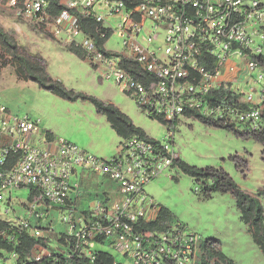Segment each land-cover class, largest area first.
<instances>
[{
  "label": "built area",
  "instance_id": "1",
  "mask_svg": "<svg viewBox=\"0 0 264 264\" xmlns=\"http://www.w3.org/2000/svg\"><path fill=\"white\" fill-rule=\"evenodd\" d=\"M0 2L13 18L31 21L55 38L63 35L68 43L78 45L85 60L105 68V79H114L166 127L163 142L130 137L120 154L104 160L54 138L40 127L39 120L20 118L0 106V195L32 189L35 194L29 201L28 217L40 203H55L69 212L62 218L68 225L62 235L66 251L50 245L52 230L47 228L44 234L28 220L0 218L5 224L0 242L10 246L0 247V261L6 264L12 257L16 264H28L57 253L93 262V245L107 241L124 251L131 264H200V239L178 225L162 223L160 207L145 192V185L176 168L179 153L174 147L173 122L186 114L245 123L252 131L261 129L264 67L254 57L263 52L255 46L254 37L264 45V0ZM88 19L98 26L84 32L83 22ZM114 33L121 39L120 48L108 50L106 43ZM253 72L259 90H243L241 84L248 85ZM228 92L231 97L241 96L232 103L209 100H218V94L228 99ZM80 173L102 177L111 187L75 216L85 180ZM157 223L162 225L150 228ZM21 235L43 238V244L26 249Z\"/></svg>",
  "mask_w": 264,
  "mask_h": 264
},
{
  "label": "rangeland",
  "instance_id": "2",
  "mask_svg": "<svg viewBox=\"0 0 264 264\" xmlns=\"http://www.w3.org/2000/svg\"><path fill=\"white\" fill-rule=\"evenodd\" d=\"M107 12V8L104 9ZM0 28L11 35L16 44L32 55H40L46 62L47 73L60 81L67 89L91 95L104 103L116 106L150 138L164 141L166 127L151 120L128 96L123 87L112 80H100L103 67L96 69L86 60L67 51L63 35L55 38L48 29H41L31 21L13 18L0 2ZM144 34V32H142ZM80 41V37L76 39ZM256 43L258 39L255 38ZM121 39L114 33L106 47L120 48ZM256 74L252 73L248 85L259 90L255 84ZM0 106L12 115L39 120L40 127L52 132L53 137L69 141L90 155L110 160L120 153L122 139L110 127L105 116L97 114L89 102L78 99L74 102L63 100L50 92L39 89L32 81L18 80L11 66L0 62ZM175 150L182 161L200 168H221L245 193L255 196L264 190V146L253 139H241L230 130L203 124L198 119H182L175 127ZM81 196L77 200L79 210L87 208L95 196H102L111 183L102 177L80 173ZM171 176L177 179H172ZM115 188V184H112ZM193 178L175 170L164 171L158 178L145 186V192L159 205L166 207L186 229L187 233L199 239H216L222 253L234 264H264V257L241 221L234 198L230 194L215 193L208 199L194 193ZM29 188H21L0 195V218L17 222L19 218L28 220L33 227L53 231L50 245L56 251H66L58 242L67 231V223L62 220L68 211L59 205L40 203L32 214L29 207ZM10 195V196H9ZM264 212V195L259 197ZM9 208V213H6ZM41 215V217H40ZM99 251L111 254L118 264H131L124 251H118L104 244H94ZM0 264H4L0 261ZM6 264H16L9 257Z\"/></svg>",
  "mask_w": 264,
  "mask_h": 264
},
{
  "label": "trees",
  "instance_id": "3",
  "mask_svg": "<svg viewBox=\"0 0 264 264\" xmlns=\"http://www.w3.org/2000/svg\"><path fill=\"white\" fill-rule=\"evenodd\" d=\"M126 1L130 3L131 1L135 2L137 0ZM97 26L98 24L91 19L83 22V29L85 32H89ZM66 49L78 58H83L82 51L79 47L70 45L66 47ZM0 62L4 67L8 65L11 66L14 69V73L18 80L32 81L37 84L39 89L50 92L51 94L68 102H74L78 99L89 102L94 106L97 114L105 116L107 122L110 124V127L118 137H147L145 132L141 128L133 125L131 120L116 106L104 103L91 95L67 89L60 81L52 78L47 73L45 60L42 59L40 55H32L31 53L26 52V50L18 46L15 39L6 33L2 28H0ZM150 118L156 119V117ZM156 120L161 122L160 120L162 119L157 118ZM201 122L214 127L230 130L241 139L246 140L251 138L255 142L264 146V115L263 125L258 133L249 132L247 130L242 133H238L230 126L217 124L215 122ZM177 166L181 173L194 179L196 186L199 187V191H194V193L201 195L204 199L210 198L212 194L215 193L230 194L234 198L241 221L247 226L253 243L258 246L264 257V212L259 200V197L264 195V190L258 192L255 196L245 193L233 181L229 174L221 168H200L189 165L184 161H178ZM174 179L176 180V178ZM34 194L35 192L30 189L28 200H31ZM160 218L171 222L177 221L170 210L161 205ZM4 225V222L0 220V229L3 228ZM19 239L24 242L26 249L43 244V238L35 239L21 235ZM57 240L62 243V235ZM0 247L10 249V246L2 242H0ZM200 249L204 252L206 257L209 258L208 260L215 257L223 264H234L232 260L228 259L222 253L216 239L203 240ZM17 250L19 251L20 249L18 248ZM94 255V262H90L88 258L78 257L75 255L70 258H66L57 253H52L50 256L44 257L39 262L28 264H113V256L108 252L98 250ZM202 264L207 263L203 262Z\"/></svg>",
  "mask_w": 264,
  "mask_h": 264
},
{
  "label": "clouds",
  "instance_id": "4",
  "mask_svg": "<svg viewBox=\"0 0 264 264\" xmlns=\"http://www.w3.org/2000/svg\"><path fill=\"white\" fill-rule=\"evenodd\" d=\"M34 24V23H33ZM35 25V24H34ZM35 26H37V25H35ZM37 27H39V28H42V29H45L43 26H37ZM83 28V27H82ZM84 30V29H83ZM85 32V31H84ZM78 38V37H77ZM76 38V39H77ZM255 38H257L258 39V43H256V41H255ZM66 39V38H65ZM108 42V41H107ZM64 43L66 44V45H68V46H70V45H74V46H77V47H79L78 45H76V44H74V43H68V41L67 40H65L64 41ZM254 44H255V46H261L262 47V52H263V55H256L255 57H254V60L257 62V64H258V66L259 67H264V45L262 44V42L260 41V39H259V37L258 36H255L254 37ZM80 48V47H79ZM107 48V47H106ZM108 49V48H107ZM80 50H81V48H80ZM108 50H111V49H108ZM82 51V50H81ZM82 54H83V51H82ZM235 59V58H234ZM82 60H85V58H84V56H83V58H82ZM236 60V62H238V63H240V59L239 58H237V59H235ZM87 61V60H86ZM88 62V61H87ZM89 63V62H88ZM90 64V63H89ZM241 64H243V63H241ZM91 66H93V67H95L96 69H99L100 67H103V66H94V65H92V64H90ZM104 68V67H103ZM253 73H255L256 74V72H253ZM104 74H105V68H104V70L101 72V75H100V80H105V81H108V80H112V79H105L103 76H104ZM251 77H252V74L250 75V77H249V83H250V81H251ZM256 79H257V74H256ZM114 80V79H113ZM115 81V80H114ZM248 83V84H249ZM115 84L116 85H118V86H121V85H119L116 81H115ZM257 84V83H256ZM241 85H246L245 83H242ZM122 87V86H121ZM123 91L128 95V96H130L131 98H133V100H134V102L137 104V106L142 110V112L143 113H145L149 118L150 117H154V116H151V115H148L147 114V112H146V110L143 108V107H141L137 102H136V100H135V97H133V95L129 92V91H127V90H125L124 88H123ZM228 94V99H224V95L223 94H218L217 96H218V100H216L215 101V99L214 98H211V99H209V100H211V101H213V102H215V104L217 103H222V102H230V103H232V101H237V98L239 97V96H241L240 94L237 96H233V97H231V92H228L227 93ZM122 112V111H121ZM263 115H264V113H263ZM158 117H156V119H157ZM151 120H155V121H157V122H159V120H156L155 118L154 119H152V118H150ZM161 119V118H160ZM182 119H198L199 121H207V122H211V123H213V122H215V123H217V124H222V125H225V126H230V127H232V129H234L236 132H238V133H242V132H244V131H249V132H253V133H258L259 131H252L248 126H247V124H245V123H241V122H234L233 120L231 121V123H223L221 120H218V119H215V118H212V117H204L203 115H200V114H198V113H192L191 115L190 114H186L185 116H183L182 118H180V119H178V121H176V122H173V124H174V127H176V124L177 123H179ZM161 122H159L160 124H162V125H164L165 126V123H164V121L163 120H160ZM203 123V122H202ZM204 124V123H203ZM207 125V124H206ZM262 125H263V120H262V122H261V128H262ZM209 126H211V125H209ZM43 129V128H42ZM44 130H46V129H44ZM50 135H52L53 136V134H52V132H50V131H48V130H46ZM232 132V131H231ZM146 134V133H145ZM147 135V134H146ZM54 138H56V137H54ZM143 138H147V139H152V140H155V139H153V138H150L148 135H147V137H143ZM123 141H122V143H121V145H120V153H121V150H122V145H123V142H124V140L125 139H127V138H121ZM158 141V140H157ZM175 141V140H174ZM81 149V148H80ZM83 150V149H82ZM119 153V154H120ZM117 156V155H116ZM96 158H99V157H96ZM113 158V157H112ZM100 159H104V158H100ZM104 160H107V159H104ZM178 161H182L181 159H180V157H179V159L177 160V162L174 164V167H176L175 169H172V170H175V171H179V168H178V166H177V164H178ZM171 171V170H170ZM180 172V171H179ZM158 178V177H157ZM171 178L172 179H174V178H176V177H174V176H171ZM156 179V178H155ZM177 179V178H176ZM152 181V180H151ZM150 181V182H151ZM149 183V182H148ZM147 183V184H148ZM146 184V185H147ZM145 185V186H146ZM194 191L195 192H197V191H199V187L198 186H196L195 187V189H194ZM30 201V200H29ZM158 204V203H157ZM159 205V204H158ZM159 207H160V205H159ZM159 215H160V211H159ZM159 219H160V221H162V223L163 222H165V223H167L168 225H178V226H180V227H182L185 231H186V229H185V227L179 222V221H173V222H171V221H167V220H164V219H161L160 217H159ZM159 225H162V224H159V223H157V224H151L150 225V228L151 229H153V228H159ZM168 225H165L164 227H167ZM163 227V228H164ZM53 236H55V235H53ZM52 236V237H53ZM202 242H203V240H201L200 239V246H201V244H202ZM109 244V243H108ZM200 246H199V250H200V253H201V260H200V264H202L203 262H206L207 264H223L219 259H217V258H211L210 260H208L209 258H207L206 257V255L204 254V252L200 249ZM94 248V247H93ZM95 249V248H94ZM98 250L97 249H95V253L97 252ZM113 262H116L115 261V259H114V257H113ZM94 262V261H93Z\"/></svg>",
  "mask_w": 264,
  "mask_h": 264
}]
</instances>
